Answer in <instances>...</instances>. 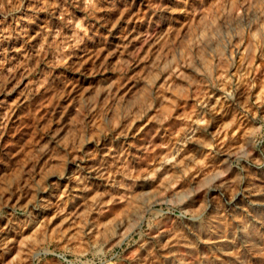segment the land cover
I'll return each instance as SVG.
<instances>
[{"label": "rangeland", "instance_id": "1", "mask_svg": "<svg viewBox=\"0 0 264 264\" xmlns=\"http://www.w3.org/2000/svg\"><path fill=\"white\" fill-rule=\"evenodd\" d=\"M0 264H264V0H0Z\"/></svg>", "mask_w": 264, "mask_h": 264}, {"label": "bare ground", "instance_id": "2", "mask_svg": "<svg viewBox=\"0 0 264 264\" xmlns=\"http://www.w3.org/2000/svg\"><path fill=\"white\" fill-rule=\"evenodd\" d=\"M17 84H19V83H16L15 85H17ZM16 87V86H15ZM82 163V162H81ZM215 187H218V186H215ZM213 190H215V188L213 189ZM212 192V191H211Z\"/></svg>", "mask_w": 264, "mask_h": 264}]
</instances>
